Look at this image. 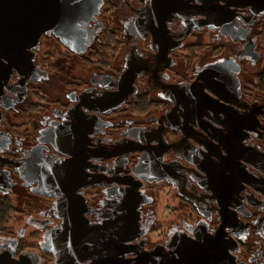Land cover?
Here are the masks:
<instances>
[{"label":"flooded vegetation","instance_id":"obj_1","mask_svg":"<svg viewBox=\"0 0 264 264\" xmlns=\"http://www.w3.org/2000/svg\"><path fill=\"white\" fill-rule=\"evenodd\" d=\"M149 1L104 0L74 39L44 33L0 78V206L15 210L0 252L57 264L59 170L77 172L70 208L106 237L99 264H211L213 246L217 264H264V0H216L217 20L186 0L143 36Z\"/></svg>","mask_w":264,"mask_h":264},{"label":"water","instance_id":"obj_2","mask_svg":"<svg viewBox=\"0 0 264 264\" xmlns=\"http://www.w3.org/2000/svg\"><path fill=\"white\" fill-rule=\"evenodd\" d=\"M198 1L202 3L199 6L202 9L200 15L212 20L224 16L216 0ZM185 2L186 0H150L140 13L141 16L135 28L139 29L143 36L149 33L160 35L163 33L162 29L166 22L175 12L185 7ZM248 2L249 4L263 3V0H248ZM103 5L104 0H0V73L2 74L0 78L7 80L12 67H19L29 61L31 49L38 45L44 33L54 32L74 39L85 23L97 20ZM4 60L7 61L6 67ZM47 178L52 185L66 187L63 190L67 194L68 206L73 205L72 200L78 201L74 194L78 190L74 186L78 180L76 171L73 175H64L59 170L52 171ZM131 196L132 194L129 195L126 207L128 215L133 217V230L137 231L138 203L136 200L140 201V199L134 198L135 196L130 198ZM70 207H67L70 211L68 220L60 232L61 240L58 239V244L54 246L56 263L76 264L77 261L84 262L90 259L92 264L103 263L107 253L98 252L96 249H109L108 244L100 243L102 238L106 239V237L95 235L96 230L87 226L82 212L77 213ZM99 231L103 229H98ZM124 242L125 240L118 242V248H121ZM219 259V252L213 246L211 264H217ZM223 259L226 260V257L223 256ZM41 261L42 257L34 251H24L19 256L11 251L0 252V264H40Z\"/></svg>","mask_w":264,"mask_h":264},{"label":"trees","instance_id":"obj_3","mask_svg":"<svg viewBox=\"0 0 264 264\" xmlns=\"http://www.w3.org/2000/svg\"><path fill=\"white\" fill-rule=\"evenodd\" d=\"M112 9L111 7H109ZM111 42H113L114 38L109 37ZM112 50L115 51L116 47H112ZM11 201L6 200L2 206H0V228L6 230L11 222L12 215L15 210L10 205Z\"/></svg>","mask_w":264,"mask_h":264},{"label":"rangeland","instance_id":"obj_4","mask_svg":"<svg viewBox=\"0 0 264 264\" xmlns=\"http://www.w3.org/2000/svg\"><path fill=\"white\" fill-rule=\"evenodd\" d=\"M164 208V204L163 203H160V206H159V214L160 215H166V213L168 212L167 209H163ZM12 225H14V227L16 229H20V223L18 222V219L17 217L12 221ZM30 230V229H29ZM38 237V236H37Z\"/></svg>","mask_w":264,"mask_h":264}]
</instances>
